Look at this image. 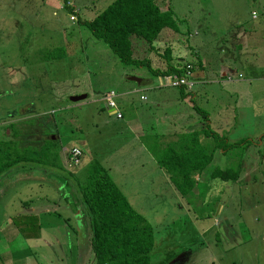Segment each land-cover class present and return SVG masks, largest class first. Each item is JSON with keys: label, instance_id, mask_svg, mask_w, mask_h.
<instances>
[{"label": "rangeland", "instance_id": "rangeland-1", "mask_svg": "<svg viewBox=\"0 0 264 264\" xmlns=\"http://www.w3.org/2000/svg\"><path fill=\"white\" fill-rule=\"evenodd\" d=\"M62 1L0 0V141L6 139L4 134L8 128L3 123L11 121L12 113L22 116L28 108L33 111V127L27 129L14 124L15 129L22 132L18 141L21 147L36 148L52 137L59 153L71 145L82 149L81 161L74 167L61 162L62 168L58 171L24 162L0 173V220L6 224L1 232L0 250L12 256L9 249L14 246L19 264H65L61 250L48 246L52 242H24L25 236L32 232L26 228L29 217L24 210L35 206L33 201L39 193H50L58 204L56 185L62 181L71 191H76L69 173L79 174L92 160L106 166L111 159L107 156L109 148L113 158L127 159L125 148L129 159L133 160V146H126L124 142L126 131L118 130L121 121L107 116L99 100L108 93L106 91L116 90L119 83L123 85L126 76L140 81L155 76L153 69L166 68L168 64L160 54L169 48L173 58L169 62L171 66L176 65L180 57L196 65L203 63L207 83L201 88H192L200 94L193 111L187 104L173 101L179 89L170 85L162 90L165 93L146 90L145 102L139 101V95L130 97L133 109L149 105L155 110L148 112V121L142 127L150 124L153 129L169 130L173 126H185L186 118L193 116H189L191 111L198 115L209 113L215 122L213 127L227 130L231 141L237 138L249 141L245 142L247 152L242 146L232 147L226 158L213 162L206 171L234 168L237 158L247 153L244 169L249 173L245 175L251 190L241 189L238 194L239 187L224 193V210L241 240L224 249L221 230L215 236L210 229L216 219L210 213L215 201L192 213L200 217L193 229L185 222V226L178 224L179 221L172 226L174 231L162 238L168 232H161L157 220L173 218L168 208L159 207L157 193L152 192L156 186L148 180L152 175L149 173L146 178L145 173L138 172L128 177L129 185L123 187L124 190L130 193L132 188H137V197H140L132 200L129 195V201L137 212L141 211L153 231L149 264H264V163L253 160L258 156V147L254 145L262 143L258 154L264 151V0H155L161 11L171 12L177 31L162 29L143 54L135 43L142 40L131 37L132 56L138 60L146 58L141 66L120 63L86 28L84 22L113 0H72L75 20L68 18L70 12L62 6ZM252 14L256 20L251 19ZM55 48H61L64 57L48 61L47 53ZM230 68L240 73L241 81H225V76L221 77V73ZM189 75L187 68L184 79L188 83ZM254 76L260 80L255 81ZM191 86L184 89L189 91ZM83 91L88 98L69 100L70 96ZM98 98L99 104H96L94 100ZM157 104L159 107H155ZM258 135H263L262 141ZM60 159L62 161V154ZM49 172L58 179L48 176V183H44L42 180ZM233 182L227 181V186L232 187ZM67 185H60L61 190L67 192ZM63 202H59L58 212L65 215L73 207L69 206L68 211ZM249 205L256 209L249 210ZM47 206L52 209V203ZM221 220L223 218L218 216L217 224H221ZM216 226L218 229L219 225ZM202 230L204 236L200 234ZM0 264H5L1 257ZM86 264H93V259Z\"/></svg>", "mask_w": 264, "mask_h": 264}, {"label": "crops", "instance_id": "crops-1", "mask_svg": "<svg viewBox=\"0 0 264 264\" xmlns=\"http://www.w3.org/2000/svg\"><path fill=\"white\" fill-rule=\"evenodd\" d=\"M251 19L256 20V17ZM135 43L141 47V54H143V52L146 51V49L150 48L149 44L143 40L135 41ZM132 47L133 46H131V50ZM132 58L134 57L132 56ZM181 58L182 57H180L177 60L176 65L180 64V66H183L184 74L188 68L190 73L189 78L191 79L190 83L192 86L189 91L185 90L184 89L185 87H179L178 88L179 92L177 95H175L173 101H176L177 103L187 104L189 110L193 111V109H196L194 107V102L195 101L199 102V97H200V94H196L195 91L196 89L201 88L204 84L207 83V75L205 73V68L203 66V63L197 62L198 64L196 65L190 62L189 60L184 61ZM161 68L163 69V67H158L157 69L160 70ZM195 70H197V72H195ZM184 74L180 77H184ZM223 76H225V81L242 80V76L240 75V73H234V70L232 68L228 69V71L222 72L221 77ZM253 79L255 81L260 80L256 76H254ZM124 80H125L124 84L120 85L119 83L118 84L119 87H116L117 88L116 90H111V89L109 90V91H114V93L116 94L115 102L117 106L115 110L106 109L103 103L99 100V98L97 100L95 99L94 102L96 104H99L98 102H96L99 100L100 108L106 112L107 116H111L116 121H121V123L117 125L119 128L118 130L126 131V134L124 136V142L126 146H128L129 144L133 146L132 152L134 154L132 158L134 161L129 159L128 153L124 151L125 148L123 149V152L127 157V159L122 156L121 158H113L111 156V152L109 148L107 151V156L111 159L109 160L108 164H106V166H102L101 164L100 166L105 169L108 177L115 184V186L118 188L121 194L124 196L131 209L135 213L140 215L142 218L143 216L141 214V211L137 212V210L134 207H132L131 201H129L128 198L131 196L130 199L132 200L140 199V197H137L138 189L132 188L130 193H128V191L124 190L123 187L129 185V183L127 182V178L133 177L138 172H140V175L145 173L144 176L146 178L148 177L149 173L152 175V178H149L148 180L149 183L155 184L156 186V189L152 190V192L157 193L156 198L160 200L159 207H161L162 209L168 208L171 211V215L173 218L171 221H164L163 219L160 218L157 220L156 224L161 226L160 227L161 232H168L165 233V235H163L162 238H165L166 235H169L170 232H173L174 228L172 226H174L179 221L181 222H179L178 224H181L182 226H185L186 224L188 227L193 229V226L196 225L197 220H199L200 217L193 216L192 213L196 210L198 211L201 210L200 208L203 205L208 206V204L211 201H215V204H213L210 213L216 219L212 221L210 229H213V233L215 236L217 235V231L221 230L220 233L222 234V237L224 239V249H229L230 246L233 247L237 243H240L241 240H238L237 238L238 234L236 232V229L234 228L233 223L230 221L229 216H227L226 211L224 210V206L226 204V200L224 199V193L226 194L227 190L232 191L233 189L235 188L238 189L239 187L240 188L237 190L238 194L241 189L244 190L245 188H247L249 191L251 190V188H249V184H250L248 181L249 178L246 177L245 175L249 173H246L244 169L245 167L244 162L246 161L245 157L247 156V153L245 154V156H240L237 158L236 166L240 164L241 171L240 174L238 175V178L234 180V182L232 183L233 184L232 187L227 186V182L220 181L218 179H212L210 177V174L216 168L207 171L206 168L210 167L213 162L220 161L226 158V153L228 149L227 148L223 150L222 148L220 149L219 148L220 142L218 139H223L226 142H235L237 140L240 141L245 138H240V139L237 138L236 140L231 141L228 138L227 130L213 127L215 123L213 116L210 117V114L207 112L198 115L196 112L193 113L191 111L189 113V116L190 115L193 116H190V118L189 117L186 118V120L183 123V125L185 126L183 127L173 126L172 129L161 130V129H153V126L148 124L146 127L143 128L142 127L143 123L148 121L147 120L148 112L151 110L152 111L155 110H153L152 106L149 105H146L145 107L139 108L137 110L133 109L132 105L130 104V97L139 95V101L145 102L146 99L143 93L146 90L150 91L151 93H155V92H162V90L165 89L167 90L168 88H170L171 85L169 83V76H163L161 74H157L152 78H143V80L140 81L126 76ZM131 82H133L134 84L133 85L130 84ZM193 87H196L194 91L192 89ZM165 92L166 91L162 93ZM81 93H85V91ZM97 94L99 93H95L94 95ZM102 94L103 93H101V95ZM86 95L88 98L87 93ZM122 102L123 105H121ZM91 104H93V102ZM155 107H159V104H157ZM115 112L120 114V118L115 117ZM33 118H34L33 111L29 110L28 108H25L22 116H18L16 113H12L11 121L10 122L5 121V123H3V124H7L8 126L7 131L5 130L4 136H7V138L10 136L9 127L11 124L18 125V123L21 121H29L27 124H24L23 126L27 129L33 127V125L31 126V121L34 120ZM206 132L211 134L208 136ZM212 134L216 135L218 138H213ZM258 136L262 141L263 135H258ZM51 138L52 137H50V139ZM261 145L262 143H260V145L257 146L254 145L255 148L258 147V150H256L258 156L253 157V160L256 163L263 164L264 151H262L261 154H258V151L260 150L259 147ZM71 146H76V145H71ZM247 147H248L247 145L246 147L243 146L246 152H247L246 149ZM78 148L81 151V155H80V161H81L82 149L80 147ZM168 148H171V151L174 152L175 154L174 156L175 158H172L171 160L169 159L170 160L169 162H172L175 168H181L183 166H189V165L192 166L197 162L195 155L190 154L191 151L192 152L200 151V153H202V156L201 154L199 155L200 158L198 161H204L205 160L204 158L208 157L212 153L209 159L207 160L204 169L202 171L199 172L193 171L189 174L188 178L189 181L192 182L193 184V189L191 192H189V194H187L184 197H181L177 193L175 188L170 183L166 172L157 164V162L154 159V154L167 153ZM65 151L66 149L60 150V155L62 154V162H64V164H65L64 161ZM181 153H187L188 157L186 159L184 158L182 159ZM134 155H136V158ZM129 162L133 166L129 167ZM200 164L201 163H199V165ZM109 173L112 175V177H114V180L116 179V182L113 179H111ZM48 176L58 179L56 175L49 172L48 175L45 176V178L42 180L44 183H48L47 181ZM59 179L60 181H62L61 178ZM63 184L67 185L63 181L60 184L56 185V189H57L56 195L58 196V204L56 201H54L55 199L52 200V198L50 197V193L48 194L39 193L38 198L34 199L33 201V204L35 206L27 207L24 210L26 215L29 217V223L26 225V228L28 229V231L32 230V232H30L28 235L25 236L24 242L29 244L38 243V242L40 243L52 242L53 244L52 243L48 244V246L49 247L56 246L57 248H59V250H61L62 261L65 264H69L71 262L72 264H86L89 262L91 258L93 259L90 248L91 233L89 228V221H87V217L84 214L83 206L81 204L79 194L76 191H71L69 185L66 186L67 192L62 191L60 185ZM142 192L143 189L141 190V193ZM60 201L61 202L64 201L63 204L68 211H69L68 209L69 206H72L73 207L72 211H70V213L65 215H62L61 212H58V208H59L58 205ZM49 203H52V209L49 206H47ZM255 209L256 208L253 205L252 206L249 205V210H255ZM177 216H181L180 217L181 219L178 218ZM218 216L223 218V220H221V224H217ZM7 221L8 223L12 224L10 219H7ZM183 222H185V224ZM216 225H219L218 229H215V227H217ZM5 229H6V224H4V220H0V238H1V232L4 231ZM16 231L19 230L16 229ZM200 234L201 236H204L205 234L204 230H202ZM162 238L160 240L161 242L163 241ZM13 247L9 249L12 256H9L8 254H6L5 251L2 252L0 250L1 260H3L5 264L7 263L11 264L12 262L13 264H19L18 262L19 255L17 254V251H14ZM33 247H35V245H33Z\"/></svg>", "mask_w": 264, "mask_h": 264}, {"label": "trees", "instance_id": "trees-1", "mask_svg": "<svg viewBox=\"0 0 264 264\" xmlns=\"http://www.w3.org/2000/svg\"><path fill=\"white\" fill-rule=\"evenodd\" d=\"M62 1V6L73 12L70 6ZM62 7V8H63ZM90 34L103 42L117 57L118 61L125 65L141 66L146 58L138 60L132 58L130 38L136 37L151 45L162 29L177 31L171 12L161 11L155 0H113L101 12L91 20L84 22ZM168 64L165 69H153V74L163 76L184 74L183 66H171L169 48L160 54ZM48 61H55L64 57L63 50L55 48L47 53ZM29 121H21V125ZM207 133V132H206ZM211 133H207L209 136ZM22 132L10 125V136L0 141V173L4 170L20 164L33 163L40 167H49L60 171L61 155L54 145L53 139L44 140L36 148L21 147L19 140ZM213 138H218L213 135ZM219 140V148L230 149L235 146L246 147L247 139L235 142ZM154 154L157 164L166 172L169 181L177 193L184 197L193 189L189 181V174L193 171H202L209 159L198 161L200 151L190 152L195 155L197 162L194 165L175 168L172 158L174 152ZM182 159L188 157L187 153H181ZM170 159V160H169ZM241 161V160H240ZM172 163V164H171ZM199 163H201L199 165ZM85 169L79 174L69 173L74 182L75 190L79 194L84 214L89 221L90 248L93 264H149L153 248L152 227L140 215L135 213L124 196L110 180L104 168L98 162L92 160L85 165ZM241 171V165L226 170L215 169L210 177L227 182L236 180Z\"/></svg>", "mask_w": 264, "mask_h": 264}, {"label": "built area", "instance_id": "built-area-1", "mask_svg": "<svg viewBox=\"0 0 264 264\" xmlns=\"http://www.w3.org/2000/svg\"><path fill=\"white\" fill-rule=\"evenodd\" d=\"M66 3L70 6H72V0H68ZM251 17L255 18V15L252 14ZM68 18L70 20H75V15L73 13H69ZM186 74H188V73H186ZM169 83L171 86L177 87V88L185 87V88L189 89V87L191 86V84L188 83L184 79V77H178L176 75H171L169 77ZM115 98H116L115 93L108 92V93L104 94L103 96H101L100 101L103 103V105L106 109L115 110L116 106H117L116 102H115ZM115 115H116V118H120L119 114L115 113ZM80 155H81L80 149L77 146H71L68 150L65 151L64 161H65L66 166H68V167L77 166L80 163Z\"/></svg>", "mask_w": 264, "mask_h": 264}, {"label": "water", "instance_id": "water-1", "mask_svg": "<svg viewBox=\"0 0 264 264\" xmlns=\"http://www.w3.org/2000/svg\"><path fill=\"white\" fill-rule=\"evenodd\" d=\"M84 98L86 99L87 95L85 93H81V94L70 96L69 100L72 101V102H76V101H79V100H83ZM51 140H52V138H51Z\"/></svg>", "mask_w": 264, "mask_h": 264}]
</instances>
